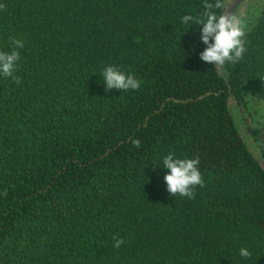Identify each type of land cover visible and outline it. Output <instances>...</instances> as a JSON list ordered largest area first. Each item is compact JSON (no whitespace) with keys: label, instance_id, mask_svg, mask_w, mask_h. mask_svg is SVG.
<instances>
[{"label":"trees","instance_id":"obj_1","mask_svg":"<svg viewBox=\"0 0 264 264\" xmlns=\"http://www.w3.org/2000/svg\"><path fill=\"white\" fill-rule=\"evenodd\" d=\"M202 2L0 0V52L24 42L21 83L0 75V264H264V123L258 159L230 109L264 106V4L221 75L181 24ZM109 65L139 89L106 91ZM169 154L199 158L193 199Z\"/></svg>","mask_w":264,"mask_h":264},{"label":"clouds","instance_id":"obj_2","mask_svg":"<svg viewBox=\"0 0 264 264\" xmlns=\"http://www.w3.org/2000/svg\"><path fill=\"white\" fill-rule=\"evenodd\" d=\"M5 7L4 4H0V10ZM201 8V15L186 14L182 17L181 24L188 27L192 24L202 26L200 40L206 48L200 54V60L213 65L218 74L226 75L223 72L225 63L235 64L243 58L247 50L244 40L246 25L242 17L227 10L225 0H203ZM11 43L13 45L11 52H0V75L5 78L11 77L17 84H20L21 80L13 73L16 71L17 61L20 58L16 49L23 48L24 42L13 39ZM102 80L106 85V91L112 89L137 90L140 87V82L134 76L123 73L113 65L103 69ZM133 143L139 147L138 140ZM198 165L199 158H174L172 154L163 158V168L168 170L163 180L171 196L194 198L193 189L196 186H203ZM113 239L115 248H119L124 243L123 239L115 237ZM240 255L243 258H249L251 253L246 248H241Z\"/></svg>","mask_w":264,"mask_h":264},{"label":"rangeland","instance_id":"obj_3","mask_svg":"<svg viewBox=\"0 0 264 264\" xmlns=\"http://www.w3.org/2000/svg\"><path fill=\"white\" fill-rule=\"evenodd\" d=\"M232 0H228L230 3ZM264 4V0H242V3L237 7L234 15L243 18L246 22L247 15L254 13ZM231 112L238 123L239 130L244 139H246L251 151L259 159L260 142L262 137L257 134V123H264V106L261 102L250 100L247 106L238 107L234 102L230 103ZM256 139V140H255Z\"/></svg>","mask_w":264,"mask_h":264},{"label":"water","instance_id":"obj_4","mask_svg":"<svg viewBox=\"0 0 264 264\" xmlns=\"http://www.w3.org/2000/svg\"><path fill=\"white\" fill-rule=\"evenodd\" d=\"M242 3V0H232L228 5H227V10L230 11L232 14L235 13L237 7ZM264 167V165H263Z\"/></svg>","mask_w":264,"mask_h":264}]
</instances>
